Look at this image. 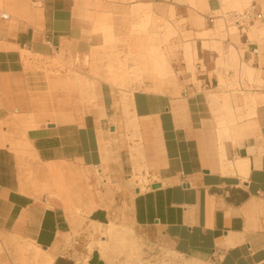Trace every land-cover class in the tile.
I'll list each match as a JSON object with an SVG mask.
<instances>
[{
    "label": "crops",
    "instance_id": "0c3cea01",
    "mask_svg": "<svg viewBox=\"0 0 264 264\" xmlns=\"http://www.w3.org/2000/svg\"><path fill=\"white\" fill-rule=\"evenodd\" d=\"M35 1L37 20L31 14L13 24L12 17L0 19L2 79L23 73V51L50 57L54 51L87 54L104 45L96 30L107 20L114 38L127 46L191 45L197 70L174 72L177 80L157 91L150 84H145L150 91L132 87L127 104L120 91L103 85L100 121L87 117L28 129L23 134L34 158L30 169L22 167L26 157L13 150L27 114L17 122L9 103L0 105L1 237L20 238L38 250L55 248L53 264H107L97 249L86 252L80 219L110 224L117 205L123 213L125 205L120 216L130 217L155 263L264 264L260 45L243 35L233 40L228 24L211 21L223 11L220 0ZM235 20L242 31L250 21ZM222 26L228 38L218 36H224ZM231 49L238 58L232 65L222 53ZM177 60L182 57L172 61ZM236 64L240 68L232 69ZM126 106L130 119L122 116ZM100 136L109 142L108 167H103ZM103 177L112 190L123 189L117 198L101 189ZM137 177L142 179L133 187ZM90 202L97 208L87 216ZM119 262L125 264L124 258Z\"/></svg>",
    "mask_w": 264,
    "mask_h": 264
},
{
    "label": "rangeland",
    "instance_id": "374dc122",
    "mask_svg": "<svg viewBox=\"0 0 264 264\" xmlns=\"http://www.w3.org/2000/svg\"><path fill=\"white\" fill-rule=\"evenodd\" d=\"M34 3L38 2L34 0ZM220 4L223 8L222 13H218V16L211 19V21L213 22L216 20L214 24H228L230 28V30H228L229 35L233 40L240 37V35L248 37L251 42L260 45V53L264 54V20H259L256 17L258 14L264 15V0H220ZM251 10H253L254 18L247 19L250 21L246 24V30L242 31V28L237 27L235 16L236 14L241 15ZM0 11L12 14L11 23L13 24L17 19H24L27 14H31L32 17L37 20L39 7L37 4H33V0H0ZM222 27L224 30L222 34H224V36H218L228 38L226 26ZM137 29L138 31L135 32L139 36L142 27L140 26V28ZM96 32L102 33L104 45L91 48L90 52L87 54L76 53L66 55L63 52L54 51L53 55L50 57H42L32 53V55H29L28 59H24L25 53L22 52L24 63L23 73L17 78H0V105L9 103L8 106H11L13 110L12 117L17 122L23 117L20 115L23 113L27 114L26 118L29 119V126L18 135V142L13 148L15 152L25 156L28 161V163H26L27 165H22V167L27 166V168L30 169L31 162L34 160L28 142L24 141L25 136L23 133L30 128L46 125L48 122L56 124L79 123L87 117H93L100 121L104 112L101 94L103 85H108L114 90L120 91L122 101L124 104H127L129 99L127 93L132 87L146 88L148 89L147 91L153 88L152 91H157V86L160 85L162 88L177 80L176 76H174V72H180L182 76L183 72L186 74H196L197 65L195 62L197 60L193 59L192 46L189 44L187 45V43L186 45L181 43L176 47L169 45H163V47L127 46L124 45L122 39L114 38V31H112L108 20L100 23ZM219 32L220 28L218 30V33ZM168 36L169 35L166 33V39ZM232 51L234 58L232 57L231 51L230 53L222 51L223 55L228 54L231 65L232 62L230 60H238L237 53L234 50ZM176 57H182V60L172 61ZM156 64H158V67L160 66L159 72L162 75L158 80L155 78ZM220 65L224 64L222 63ZM239 68L240 64L239 66L236 64V67H232V69ZM125 69H127V76L123 74ZM59 74H61L64 79L68 78V83H66V85L51 86L48 77ZM145 84H150L153 87L149 88ZM66 95L82 102V109L77 114H73L74 119L72 122L62 121L60 119L62 118V113L56 108L58 100ZM225 100L228 102L230 101L228 98H225ZM231 101L237 102V99L234 97ZM16 109L21 110L19 114L16 113ZM122 116L126 119H130L131 115L127 106L123 107ZM108 123L109 122H106V124ZM31 124L33 126H31ZM17 129H19V127H17ZM103 144V167H108L109 142L107 138H103ZM138 179L141 180L142 178H135L134 182L131 184L133 187ZM105 180L106 182L104 183ZM101 181V189H105L106 193L111 194L114 198H117L123 191V189L112 190L108 178L103 177ZM134 193L135 191L133 190L132 194L134 195ZM123 208L124 213H126V206L124 205ZM121 209L120 205H117V217H112V221L135 233L133 226H131L130 217L126 215L124 217L120 216L119 213H123ZM136 236L139 246L142 247V257L145 264H173V262L168 259H164L159 263H155V261L149 259L146 254L147 246L145 242L138 235ZM80 237L86 252L89 253V246L93 243V239L89 237L85 231H83ZM1 238L4 241L14 240L21 244L28 245L29 252L42 253V251L20 238L9 235H2ZM125 253L126 249L121 248L117 250V257L119 256V258L122 259ZM0 264L36 263L29 259L28 254L23 256L17 255L16 251L13 250L11 246L8 249L5 246H0ZM179 264L206 263L181 260Z\"/></svg>",
    "mask_w": 264,
    "mask_h": 264
},
{
    "label": "bare ground",
    "instance_id": "6f19581e",
    "mask_svg": "<svg viewBox=\"0 0 264 264\" xmlns=\"http://www.w3.org/2000/svg\"><path fill=\"white\" fill-rule=\"evenodd\" d=\"M0 12V16L8 15L9 19H11L12 14L6 13L2 11ZM24 59H28L29 55H32L30 51H23ZM156 73L155 78L158 80L161 78V73L159 72L160 66L158 64L155 66ZM158 70V71H157ZM124 75L127 76V69L123 71ZM159 72V73H158ZM51 86L58 85H66L68 83V78L64 79L61 74L55 75L53 77H48ZM56 108L62 113V118H60L64 122H72L73 114H77L82 109V102L78 101L76 98H72L68 95L62 96L58 102L56 103ZM17 110V109H16ZM21 126H29L28 121L21 120L19 122ZM31 126H33L31 124ZM147 126L144 124V127ZM138 128V126H136ZM226 129H223V132H226ZM0 135H2L0 131ZM3 137V135H2ZM100 148L102 155L104 156V144L103 137L100 136ZM138 156H142L141 152H138ZM238 167L242 170V164L238 163ZM134 181V180H133ZM55 188L58 192H62L61 185L59 183L55 184ZM88 211L87 216L90 215L93 210L97 208L95 203L90 202L87 205ZM88 217H81L80 223L85 226L84 231L86 234L93 239V243L89 246V254L91 255L94 250H98L101 257L106 260L107 264H122L120 258L117 257V250L126 249V253L124 254V262L125 264H145L143 259V251L142 247L139 246V242L137 240V236L134 232L129 230L128 228H124L121 225L115 224L113 221L110 224L102 225L98 223L87 224ZM0 246H5L7 249L11 246L13 250L16 251L17 255H27L29 259H31L36 264H53L56 258V249H52L49 251H44L39 249L41 252H29V246L25 244H21L18 241H4L0 237ZM35 247V246H34ZM37 248V247H35ZM38 249V248H37Z\"/></svg>",
    "mask_w": 264,
    "mask_h": 264
},
{
    "label": "built area",
    "instance_id": "2783aa9c",
    "mask_svg": "<svg viewBox=\"0 0 264 264\" xmlns=\"http://www.w3.org/2000/svg\"><path fill=\"white\" fill-rule=\"evenodd\" d=\"M1 13H3L2 11H0ZM252 12H253V10H251V11H248L247 13H244V14H236V18L238 19V22L239 21H246L247 19H250L251 17H252ZM257 19H259V20H264V15L263 14H258L257 16ZM0 19L1 20H4V21H9L10 19H9V16L8 15H1L0 16Z\"/></svg>",
    "mask_w": 264,
    "mask_h": 264
},
{
    "label": "water",
    "instance_id": "95a60500",
    "mask_svg": "<svg viewBox=\"0 0 264 264\" xmlns=\"http://www.w3.org/2000/svg\"><path fill=\"white\" fill-rule=\"evenodd\" d=\"M114 130H115V129H113V128L111 129V131H113V132H114ZM154 188H158V186H154Z\"/></svg>",
    "mask_w": 264,
    "mask_h": 264
}]
</instances>
